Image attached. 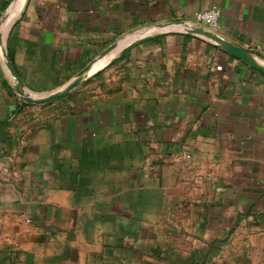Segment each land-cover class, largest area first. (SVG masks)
<instances>
[{
	"label": "crops",
	"instance_id": "crops-1",
	"mask_svg": "<svg viewBox=\"0 0 264 264\" xmlns=\"http://www.w3.org/2000/svg\"><path fill=\"white\" fill-rule=\"evenodd\" d=\"M0 264H264V0H0Z\"/></svg>",
	"mask_w": 264,
	"mask_h": 264
},
{
	"label": "water",
	"instance_id": "water-1",
	"mask_svg": "<svg viewBox=\"0 0 264 264\" xmlns=\"http://www.w3.org/2000/svg\"><path fill=\"white\" fill-rule=\"evenodd\" d=\"M202 32V31H201ZM202 34H206V36H209L210 38L216 39V37H214L213 35H209L208 33L202 32ZM4 58H5V62H6V66L12 76V78L14 79L15 85H16V92L19 94V96H21V98L23 99L24 102H26L27 104H31V105H36V104H46V103H50L59 99H62L66 96H68L79 84H81L85 79H87V77H78L76 80H74L73 82H71L69 85H67L65 88H63L62 90L52 93V94H48V96H36L34 99H30L28 96H25L23 94V84L18 76V74L16 73L15 69L13 68L10 59L4 49Z\"/></svg>",
	"mask_w": 264,
	"mask_h": 264
},
{
	"label": "built area",
	"instance_id": "built-area-1",
	"mask_svg": "<svg viewBox=\"0 0 264 264\" xmlns=\"http://www.w3.org/2000/svg\"><path fill=\"white\" fill-rule=\"evenodd\" d=\"M220 13L217 9L207 10L196 14V21L201 24L209 26L214 31L220 29Z\"/></svg>",
	"mask_w": 264,
	"mask_h": 264
},
{
	"label": "rangeland",
	"instance_id": "rangeland-1",
	"mask_svg": "<svg viewBox=\"0 0 264 264\" xmlns=\"http://www.w3.org/2000/svg\"><path fill=\"white\" fill-rule=\"evenodd\" d=\"M31 94V93H30Z\"/></svg>",
	"mask_w": 264,
	"mask_h": 264
}]
</instances>
